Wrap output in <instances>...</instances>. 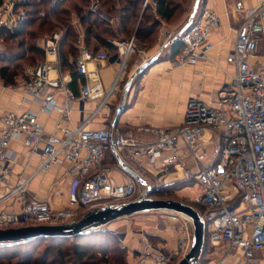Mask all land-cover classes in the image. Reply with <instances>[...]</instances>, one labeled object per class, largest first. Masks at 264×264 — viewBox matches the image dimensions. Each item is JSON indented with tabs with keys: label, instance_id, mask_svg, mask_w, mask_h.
Instances as JSON below:
<instances>
[{
	"label": "built area",
	"instance_id": "2783aa9c",
	"mask_svg": "<svg viewBox=\"0 0 264 264\" xmlns=\"http://www.w3.org/2000/svg\"><path fill=\"white\" fill-rule=\"evenodd\" d=\"M31 2L2 0L0 29L16 32L24 26L30 19ZM90 2L89 11H100L98 0ZM55 3L53 0L50 12ZM45 13L40 16L45 17ZM196 20L197 17L179 38L183 47L175 58V67L209 59L213 50L210 34L220 25L221 18L214 12L204 11L201 20ZM63 27L43 41L45 60L34 68L31 78L23 84V91L40 102L42 113L59 111L61 119L56 126L57 132L47 133L36 114L0 111V187L4 189L0 201L24 199L28 192L31 177L8 188L12 178L10 163L14 158L9 147L12 142L19 141L41 156L40 167L34 175L48 171L58 163L70 164L69 173L75 179L69 196L70 206L55 210L46 201L27 202L18 213H1L0 229L71 223L76 221L82 207L93 211L133 201L134 180L129 178L118 184L111 176L112 169L104 165L109 149H114L117 154L123 150L136 172L146 164L156 167L161 163L163 170L175 168L179 171L180 167L185 171L184 180L194 182L200 188V195L194 200L206 209L200 214L205 221L206 238L213 247L224 249L217 255L219 260L215 264H264V58L259 65L250 63L264 42V0L258 7L242 14L234 51L228 58V62L236 67L231 80L209 102L191 98L183 126L137 128V133L153 137L149 142H141L133 134L119 133L116 127L113 128L114 124L103 130H90L87 127L90 118L73 128L62 125L70 120L73 101H99L100 111L114 100L120 90L119 80L128 69L129 57L134 50L132 40L120 49L119 73L115 83L106 89L100 68L110 56L105 52L94 53L86 46L84 28L74 14L70 27L77 36L79 55L75 65L78 74L84 78L80 96L76 98L67 87L69 81L62 77L60 50L69 33V27ZM90 64L95 67L91 68ZM57 92L65 95L61 107L57 105ZM183 151L192 164L182 158ZM116 168L124 170L122 164ZM192 240L191 233L183 231L176 251L153 256L143 253L137 264L178 262L189 253Z\"/></svg>",
	"mask_w": 264,
	"mask_h": 264
},
{
	"label": "crops",
	"instance_id": "0c3cea01",
	"mask_svg": "<svg viewBox=\"0 0 264 264\" xmlns=\"http://www.w3.org/2000/svg\"><path fill=\"white\" fill-rule=\"evenodd\" d=\"M262 1L200 0L196 22L201 20V14L204 11L214 12L221 18V22L219 26L212 29L210 34V43L213 45V50L208 55L209 59L195 65L175 67V56L172 55V51L174 45L180 40L173 44H170V41L187 23L196 0H194L191 11L181 17L179 16L178 20L161 22L150 40L145 42H139L138 39L134 38L123 42L113 40L111 43L117 47V52L115 53H111L103 47L95 48L96 52L107 51L110 56V60L103 63L100 68V76L104 87L109 89L115 83L119 73L120 49H124L127 43L131 40L133 41L134 50L129 57L128 69L119 80L120 90L114 100L100 111H98L99 101H73L69 114L70 120L63 122L62 125L73 128L90 118L87 125L90 130H103L115 124L119 133L125 135L133 134L141 142H149L153 140V137L137 133L136 129L139 127L151 126L174 129L183 126L187 104L191 98L198 97L205 102H209L215 97L221 87L235 75L236 67L228 62V58L234 51L237 31L242 24V14L258 7ZM88 11V8H86L85 12L87 13ZM73 15L74 13L72 14V19ZM76 17L80 19L78 15ZM137 28L138 26L134 30L136 31ZM85 44L91 50L86 40ZM62 45L60 50L62 77L69 81L67 84L68 89L76 98H79L84 84V78L79 74L75 75V62L79 52L75 45L76 53L74 55L67 54L66 63H64ZM262 46L261 43L256 57L250 59L252 65H259L262 62L264 58ZM145 63H150L148 68L135 76ZM90 67L94 68L95 64H90ZM54 76H56L55 73ZM0 83L1 112L36 114L47 133L57 132L56 126L61 119L59 111L54 109L50 113H42L40 111V102L34 100L23 91L25 81L18 80L13 85L5 84L0 78ZM127 87H129V92L125 98L124 108L117 119L121 101ZM56 94L57 105L61 107L65 95L63 92H57ZM9 150L14 158L12 163H10L12 178L8 188L12 189L19 181L30 177L31 180L24 199L9 198L0 201V214L18 213L25 207L27 202L34 200L46 201L55 210L70 206L69 196L75 185V179L69 173L70 164L68 162L55 164L48 171H42L34 175L40 167L41 156L31 152L19 141L12 142ZM118 154L114 149H109L104 159V165L112 169L111 176L118 184H123L127 179L131 178L134 180L135 190L138 183L146 187L147 190L151 189L153 191H156L155 188L159 189V187L167 188L178 185H183L182 188L186 187V190L193 187L192 182L188 183L184 180L185 171L180 170V167L178 168L179 171L175 168L163 170L161 163H158L156 167L146 164L142 170L137 172L144 182L137 181L125 170L116 168L120 164L121 159L125 166L135 171L127 152L120 150ZM181 156L188 161L185 151L181 152ZM189 163L190 161H188ZM189 168L192 171L195 170L193 165H190ZM150 183L157 185L156 187H151ZM194 185L197 186L196 184ZM3 193L4 189L1 186L0 196ZM145 193L143 192L140 196ZM140 196L136 197L135 195L133 200ZM176 221L177 219L170 217L159 220L157 214L149 212L119 219L103 228L120 236L121 245L127 249L128 264H137V259L143 253L153 256L158 253L169 255L176 251L177 242L181 234L180 227L175 223ZM148 244L150 245L149 248L147 247ZM148 264H152V262Z\"/></svg>",
	"mask_w": 264,
	"mask_h": 264
},
{
	"label": "trees",
	"instance_id": "16d2710c",
	"mask_svg": "<svg viewBox=\"0 0 264 264\" xmlns=\"http://www.w3.org/2000/svg\"><path fill=\"white\" fill-rule=\"evenodd\" d=\"M30 19L16 32H9L5 29H0L1 35H10L12 38H19L26 28H30L35 22L39 24V28L48 26L49 32H54L57 28L52 24H48L46 18H42L40 13L47 10L53 0H31ZM102 10L107 15L113 17L117 6L120 12V24L122 25L121 33L114 29L105 18L96 12H85L89 8L90 0H56L52 8V15L66 27H69L62 48L63 62L66 63L67 54H75V45L77 37L71 29L72 14L80 17L82 27L85 31V40L87 45L94 52L95 48L103 47L111 53L117 52V47L111 43L113 40L125 41L131 38L132 23L135 22L138 26L135 39L139 42L150 40L155 34L157 27L161 22H174L177 18L183 16L191 9L192 0H98ZM117 2V3H116ZM2 0H0V6ZM47 7V8H46ZM116 30V31H115ZM182 42H177L174 45L172 55L176 56L182 50ZM37 51V50H35ZM41 57L45 58L44 52L40 50ZM96 53V51L94 52ZM14 60L9 61L12 63ZM77 75L78 72H75ZM0 78L5 84L16 83L15 76L10 74V69L7 67L0 68ZM72 242V244H70ZM50 243L51 245H44ZM69 245V248L65 246ZM121 241L118 236L111 233L109 230H102L88 235H81L74 238H42L31 240L28 242L16 244H0V264L9 262L16 258L20 260L18 264H128L127 249L122 248ZM44 247V248H43ZM42 249V253H37ZM99 249V250H98ZM11 250L14 252L11 253ZM36 252L37 255L34 253ZM112 253L120 254L119 257L114 256L110 260ZM24 254L23 258L19 256ZM38 256L34 262L32 260ZM97 256L99 259L96 260Z\"/></svg>",
	"mask_w": 264,
	"mask_h": 264
},
{
	"label": "rangeland",
	"instance_id": "374dc122",
	"mask_svg": "<svg viewBox=\"0 0 264 264\" xmlns=\"http://www.w3.org/2000/svg\"><path fill=\"white\" fill-rule=\"evenodd\" d=\"M190 4H191V8H192L193 4H194V0H192ZM99 8H100V11H98L96 13L103 16L109 24H111V25L114 24V26H112V27L114 29H116L120 34L121 29H122V25L119 24V22H120L119 6H117V10H115L114 15H112L113 17L107 15V13L102 10L101 6ZM190 11H191V9H190ZM192 11H193V8H192ZM41 13H45V17L49 16L48 18H46V20H47L46 22L48 24H52L54 27L57 28L56 30H54V32H49L48 26H46L45 29L42 28V30H41V28H39V24L38 23L35 24L36 23L35 22L30 28L29 27L26 28L25 31L23 32V34L19 38L14 39L10 35H7V36L1 35L0 36V68L1 67L9 68L10 74L15 76L14 81H18V80H22L23 82L28 81V79L30 78L32 70L40 62L45 60V58L43 60V57H41V53H40V50L43 51V49H42L43 41L46 38L52 36L55 32H57V31L59 32V31L64 29V27H63L64 25L61 24L59 21H57L56 18H54V16L52 15V11L50 12V6L47 8V10L42 11ZM42 18H44V17H42ZM117 21H119V22H117ZM134 28H136L135 22L132 23V31H131V35H132L131 38L132 39L133 38L135 39L134 34L136 33V31L134 30ZM121 36H122V34L119 35V37H121ZM262 45L263 46L261 49L264 50V42L262 43ZM35 50H37V51H35ZM103 52L107 53V51H103ZM11 60H14V61L12 63H10L9 61H11ZM170 172H172V171H170ZM194 184L195 183L192 182L193 187L189 188V190H186L185 189L186 187L182 188L183 185H181V186L178 185V186L167 187V188L159 187V189L155 188L156 191H153L151 189L147 190L146 187H144L142 184L138 183L137 187H136L135 195H136V197H138L143 192H146V194L149 195L150 199L178 201V202L184 203L186 205L192 206L200 214H203L206 211V209L204 207L197 205L195 203V200H194L195 197L200 195L199 188L197 186H195ZM149 185L151 187H156L157 184L150 183ZM91 211L92 210L91 209L89 210L87 207H82L78 211L77 218L74 220H76V222L81 221L82 218L87 213H89ZM151 214H157V217L159 220H162L163 218H168V217L177 219V221L175 223L178 227H180V233L183 231H188L191 233V236L193 239V227L191 225V221L186 216H183L180 214H175L172 212H167V211H153V212H151ZM130 219H133V218H130ZM129 221H131V220H129ZM66 222H69V221H63L62 223H66ZM134 224L136 225L135 221H134ZM31 225H33V224H29L28 226H31ZM60 225H62V224H60ZM15 227L16 226H13L12 228H15ZM104 229H106V228H101V230H98V231H102ZM110 232L115 234L116 236H118L120 239V236L117 233H115L113 231H110ZM205 239H206V244H205L204 253H203L201 260L199 261L198 264H215L219 260L217 255L221 254L224 249L213 247V245L208 241V239L207 238H205ZM70 244H72V242H70ZM44 245H51V244L45 243ZM69 247H70L69 245L65 246V248H69ZM120 247L123 248L122 245ZM13 252L14 251L11 250V253H13ZM37 253L41 254L42 249L40 251H38ZM34 254L37 255L36 252ZM114 256L119 257L120 254L112 253L110 255V260H112V258ZM19 257L23 258L24 254L20 255ZM37 257L38 256H35V258L32 260V262H34ZM98 259H99V257L97 256L96 260H93V261H97ZM180 261H178V262L175 261L174 264H178ZM18 263H20V260H17L16 258H14V259L10 260L9 262L7 261V262L2 263V264H18ZM112 264H114V263L112 262Z\"/></svg>",
	"mask_w": 264,
	"mask_h": 264
},
{
	"label": "water",
	"instance_id": "95a60500",
	"mask_svg": "<svg viewBox=\"0 0 264 264\" xmlns=\"http://www.w3.org/2000/svg\"><path fill=\"white\" fill-rule=\"evenodd\" d=\"M199 1L200 0H196L194 9L187 23L184 25V27H182L174 39L170 41V44L177 42L182 33H184L190 27V25L193 24L198 12ZM149 65L150 63H145L135 74V76L142 73L143 70L148 68ZM128 92L129 87L125 89L120 109L117 114V119L124 108L125 98ZM114 127H116L115 124L113 128ZM120 164L123 165V169L130 176L135 178L137 181L144 182L141 176L137 172L125 166L121 159ZM153 211H167L180 214L186 216L191 221V225L193 227V240L191 249L178 264H198L204 253L206 244V225L200 213L192 206L178 201L150 199L149 195L146 193L136 200L123 204L119 207L107 206L99 210H93L87 213L79 222L74 221L62 225H32L0 229V244H16L42 238H74L81 235H88L101 230V228L119 219Z\"/></svg>",
	"mask_w": 264,
	"mask_h": 264
}]
</instances>
